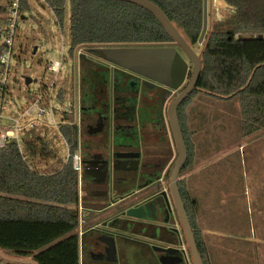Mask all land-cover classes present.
I'll use <instances>...</instances> for the list:
<instances>
[{
  "label": "trees",
  "instance_id": "obj_1",
  "mask_svg": "<svg viewBox=\"0 0 264 264\" xmlns=\"http://www.w3.org/2000/svg\"><path fill=\"white\" fill-rule=\"evenodd\" d=\"M68 0H48L59 23ZM71 47L98 45H170L174 38L151 10L127 0H69ZM159 6L188 42L199 45L203 29L204 0H149ZM226 17L216 22L203 41L202 71L197 88L181 103L179 117L187 135L189 110L202 92L214 98L237 100L241 112V135L264 129V0H223ZM219 5L220 0H216ZM202 45V44H201ZM193 71H189L191 78ZM63 112L60 133L70 150L80 147V129ZM40 144V145H39ZM24 159L15 141L0 150V251L29 258L38 264H80L78 233L80 178L69 160L53 173L28 158L50 157L48 138L26 146ZM194 164L189 149L185 169ZM183 198L205 264V246L194 226L197 202L188 191ZM3 264H23L7 261Z\"/></svg>",
  "mask_w": 264,
  "mask_h": 264
},
{
  "label": "flooded vegetation",
  "instance_id": "obj_2",
  "mask_svg": "<svg viewBox=\"0 0 264 264\" xmlns=\"http://www.w3.org/2000/svg\"><path fill=\"white\" fill-rule=\"evenodd\" d=\"M88 48L93 51V47ZM90 55L84 53L79 58L78 109H81L77 123L84 170L77 230L81 233L84 264H112L108 258L114 255L108 244L111 237L116 245L136 241L150 247H167L159 240L164 230L163 220L127 219L122 212L130 207L146 208L155 198L168 199L176 226L185 237L170 189L178 147L168 116L171 100L184 86L170 88ZM184 136L189 158L191 139L188 133ZM185 170L184 167L177 179L182 196L181 175ZM148 229L149 235L143 237ZM180 246L173 248L181 250ZM178 255L182 256L177 252L162 257L182 263Z\"/></svg>",
  "mask_w": 264,
  "mask_h": 264
},
{
  "label": "rangeland",
  "instance_id": "obj_3",
  "mask_svg": "<svg viewBox=\"0 0 264 264\" xmlns=\"http://www.w3.org/2000/svg\"><path fill=\"white\" fill-rule=\"evenodd\" d=\"M208 10V31H211L216 22L226 17L228 13L226 12V8H223L222 4L218 5L216 3V0H208ZM25 16V19L19 21L16 41L17 56L12 62L10 92L13 100L12 105L19 111H15L13 116L19 118L20 113H24L35 101L40 100L45 90L50 87L53 82L56 83L52 92L49 93L51 97L46 94L44 99L38 101L39 105L46 109L54 108L55 124L48 123L43 118H37L36 114H25L20 119L19 135L20 142L24 146L25 151L28 144L48 138L52 156L42 158L29 157L28 161L33 167H35V165L40 166L43 173H53L66 164L68 159V146L59 130V125L63 123L62 114L63 112H70L69 116L71 120L78 122L79 110L81 109H78V104H80V88L78 85L80 55L76 53V56H74L70 53L71 3L69 0L66 2L61 23L58 22L52 8L41 0H30V8L25 12ZM92 47L93 51L88 47H85L83 51L87 52V54H94L93 56H98L99 59L110 61V57L122 51L120 47L126 46L98 45ZM193 48L197 53L201 54L203 44H200V46L194 45ZM183 56H185L190 63V71H193V64L185 54H183ZM61 58L63 62L60 72L48 69L47 64L50 61H59ZM27 78H30L32 81L27 82ZM189 79L188 76L186 82H188ZM195 101L201 106L205 104L208 107L207 104H209L210 112L212 111L215 113L217 118L224 117V112L226 111L228 115L230 112L236 113L237 118L241 119L240 104L237 100H223L201 92L195 98ZM205 111L207 113L208 109L206 108ZM31 121H36L38 124L35 125V127H30L29 122ZM228 122L230 126L227 125V128L230 130L237 126L235 121L230 120ZM224 126L226 127V125ZM239 132L241 133V124ZM213 133L215 134V132ZM254 137H259L260 140L252 145L251 143L253 141L251 139ZM248 138L249 141H251L248 149H246L245 152L241 150L238 156L232 154L233 161H236L238 164L236 165L237 169L235 174L239 178L238 181H235L236 184H234V188L240 192L241 200L239 204H235L237 197L230 198V204L232 208L237 205L239 206L238 213H235L233 210L231 215L225 216V219L230 216L231 219L235 220H238V216L243 225H245L246 222L249 223V220L253 221V219H256L253 218V205L255 208L254 200L256 194H261L264 204V155H254L255 149H258L260 144L264 145V129L252 136H248ZM261 149L264 148L262 147ZM253 156L255 157L253 158ZM80 196H82V190H80ZM74 208L78 211L80 210L79 205L77 207L74 206ZM259 223L263 226L264 234V220L259 221ZM236 225L237 223L234 222L230 228H236ZM108 258L111 261L114 259V255ZM0 264L3 263L0 262ZM81 264H83V260Z\"/></svg>",
  "mask_w": 264,
  "mask_h": 264
},
{
  "label": "crops",
  "instance_id": "obj_4",
  "mask_svg": "<svg viewBox=\"0 0 264 264\" xmlns=\"http://www.w3.org/2000/svg\"><path fill=\"white\" fill-rule=\"evenodd\" d=\"M220 2L223 8L227 6L225 1L220 0ZM207 105L208 107L205 104L203 106L192 104L189 110L187 132L191 139L195 163L181 175L184 190L188 191L191 198L197 202L193 216L194 226L204 243L208 264H264V234L263 226L259 223L264 220L261 194H256L254 200L253 218L256 219L249 220L250 222H246L245 225L238 216L239 221L231 219L230 216L225 219V216L231 215L233 210L238 213L239 209L238 205L232 208L230 198L237 197L235 204H239L241 200L240 192L234 188L235 181L239 178L235 174L238 164L233 161L232 154L238 156L241 150L245 152L251 141L248 137L241 136L239 132L241 119L237 118L236 113L230 112L228 115L225 111L224 117L217 118L215 113L210 112L209 104ZM206 108L209 113H206ZM230 120L237 124L231 130L227 128V125L230 126L228 122ZM251 140L253 145L260 139L254 137ZM262 147L264 148V145L260 144L258 149H255V156L264 155ZM81 188L80 186V190ZM234 222L237 223L236 228L231 229ZM149 233L150 229L142 236L147 237ZM79 238L81 264V261H84L81 234ZM166 248L150 247L136 241L119 242L114 251L112 250L114 259L111 262L112 264H186L185 260L177 263L174 259V261L163 259L162 256L169 253Z\"/></svg>",
  "mask_w": 264,
  "mask_h": 264
},
{
  "label": "water",
  "instance_id": "obj_5",
  "mask_svg": "<svg viewBox=\"0 0 264 264\" xmlns=\"http://www.w3.org/2000/svg\"><path fill=\"white\" fill-rule=\"evenodd\" d=\"M137 3L156 14L161 20L170 34L173 36L174 41L170 45H145L133 47H120L121 52L110 57V61L122 67L128 68L134 72L152 78L163 85L170 88H179L184 86L183 90L171 100L168 108V116L174 138L178 147V158L175 161L174 167L171 172V193L177 208L179 221L182 225L184 238L187 242L189 252L191 254L193 264H205L199 245L195 236L194 228L192 226L188 211L180 191L177 179L180 171L185 167L188 160V148L183 133V128L180 122L178 108L181 103L197 88L198 80L202 71V58L201 54L197 53L193 46L188 42L183 33L173 24L165 12L155 3L149 0H127ZM209 10L208 0H204V22L201 35L198 43L203 44L205 36L209 28ZM185 54L193 64V73L188 82V74L190 71V63L183 56ZM83 55V54H82ZM27 78V82H31ZM163 195L164 192H162ZM127 219L129 218H151L153 220H163L164 230L159 240L167 246L166 250L171 255L181 253L179 256L181 260L186 261L185 250L181 248H173V245H181L182 237L179 228L176 226L177 220L174 216L171 204L168 199L155 198L153 203L146 208L143 206H133L122 212ZM165 217H163V215ZM125 220V219H124ZM126 221V220H125ZM111 242L108 243L115 248L114 239L111 237ZM0 257L12 262L23 264H38L35 260L27 258H18L8 256L0 251ZM186 263V262H185Z\"/></svg>",
  "mask_w": 264,
  "mask_h": 264
},
{
  "label": "built area",
  "instance_id": "obj_6",
  "mask_svg": "<svg viewBox=\"0 0 264 264\" xmlns=\"http://www.w3.org/2000/svg\"><path fill=\"white\" fill-rule=\"evenodd\" d=\"M48 5V0H41ZM30 8V0H0V150L6 149L12 141H15L19 151L23 155L24 159L27 158L25 154L24 146L20 142V119L25 115L36 114L37 118H43L48 123L55 124L54 119V108L46 109L39 105L38 101L44 99V97L52 92L56 83L53 82L50 87L45 90V93L40 100L35 101L30 108L26 109L24 113H20L19 118H15L13 113L17 111L12 105V97L10 92V84L12 81V62L16 58V41H17V30L19 28V21L25 19V12ZM83 49L80 48L77 51L78 55L84 53ZM63 56V55H62ZM62 58L58 60H52L47 64V67L51 71L60 72L62 67ZM19 112V111H17ZM38 122H29L30 127H35ZM60 130V125H59ZM62 135V134H61ZM63 137V135H62ZM64 138V137H63ZM67 143L66 139L64 138ZM68 159L72 161L73 168L79 174L80 185L82 180V173L84 170V163L82 152L80 147L77 151L72 152L68 145ZM81 202V198H80ZM79 202V213H81V205ZM80 225V223H79ZM79 234H81L79 232ZM181 248L186 253V264H193L191 254L187 242L183 236Z\"/></svg>",
  "mask_w": 264,
  "mask_h": 264
}]
</instances>
